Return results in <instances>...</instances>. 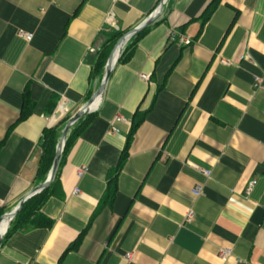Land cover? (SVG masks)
I'll return each mask as SVG.
<instances>
[{
	"label": "crops",
	"instance_id": "0c3cea01",
	"mask_svg": "<svg viewBox=\"0 0 264 264\" xmlns=\"http://www.w3.org/2000/svg\"><path fill=\"white\" fill-rule=\"evenodd\" d=\"M160 1L0 0L2 215L39 184L45 128L62 132L99 87L108 34ZM148 27L69 131L84 126L41 210L51 222L15 217L0 264H264V0H167Z\"/></svg>",
	"mask_w": 264,
	"mask_h": 264
},
{
	"label": "trees",
	"instance_id": "16d2710c",
	"mask_svg": "<svg viewBox=\"0 0 264 264\" xmlns=\"http://www.w3.org/2000/svg\"><path fill=\"white\" fill-rule=\"evenodd\" d=\"M212 6H213V4H211L209 9H207L206 13L204 14V20H207L208 17L211 15V13L213 11ZM148 30H149V27H146L141 32H139L134 38H132L130 40V42L127 44L122 56L119 59L120 61H122L124 58H128V56L131 54V50L135 47L137 41ZM123 34H124L123 31H116V32H112V33L108 34L107 43L100 50V52H98V55L96 57V61L94 63V69L100 75H103V71H104V67H105V64L107 62V59H108L114 45L117 43L118 39ZM54 105H55V103L52 106H54ZM139 122L140 121L137 120L135 125H138ZM83 129H84V126L82 125V123H80V125H78V127L76 126L75 130H72V132L67 136L64 152L70 147L72 142H74V140L77 138V135ZM61 134H62L61 129H57L55 127L45 128V130L43 131V135L41 138V146L43 149V153H42L41 162H40V165L38 168V174H37V178L39 180V183L44 182L46 180L47 175H48V173L52 167L53 160H54L55 154H56V146H57V143L59 141ZM132 134L133 133H131V135L129 136L130 138H131ZM61 162L62 161H60V165H61ZM58 171H57V174L55 176L54 181L51 183V185L48 188H46L42 192L34 195L33 197H31L30 199H28L24 203L21 211L16 216L15 225H22V227H24L23 225H25L26 223H30V224H33L32 226H37V225H42V224H49L51 222L48 218L43 216L41 210L43 209L45 202L55 192L54 188L56 187V184H58V176H57ZM114 178L115 179H112L110 181V185L115 184L116 177H114ZM113 188H116V186L114 185ZM114 191H115V189H114ZM109 194H110V192H109ZM1 216H2V212L0 211V217ZM14 228H16L14 225L12 227H10L7 234L12 232L14 230ZM78 242H79V239L75 243L71 244L68 247L67 251L70 249L76 248L78 245Z\"/></svg>",
	"mask_w": 264,
	"mask_h": 264
},
{
	"label": "water",
	"instance_id": "95a60500",
	"mask_svg": "<svg viewBox=\"0 0 264 264\" xmlns=\"http://www.w3.org/2000/svg\"><path fill=\"white\" fill-rule=\"evenodd\" d=\"M167 0H161L158 7L144 20L142 21L140 24H138L137 26H135L134 28H132L131 30L125 32L117 41V43L114 45L107 63L105 65L104 68V75L103 78L101 80V83L99 85V87L95 90V92L92 94L91 98L84 104V106H82L75 114H73L69 120L66 122L63 130H62V134L59 138V141L57 143L56 146V154H55V158L53 160V164L52 167L48 173V176L46 178V180L44 182L39 183L38 185H36L30 192H28L18 203V205L12 209L10 212H6L4 213L1 217H0V247L2 245L3 242V238L6 235L8 229L11 226V222L12 220L17 216V214L21 211L24 203L30 199L31 197H33L34 195L42 192L43 190H45L46 188H48L51 183L54 181L55 176L57 174L59 165H60V161L63 155V151H64V147L66 145V139L67 136L69 134V131L71 129V127L80 119L82 118L84 115L92 112L94 105L97 103L98 99L100 97H102V95L105 92V89L107 87L109 78L113 72V69L115 68L116 64L119 61V58L121 56V53L123 51V48L125 47V45L127 44V42L137 33H139L140 31H142L144 28L150 26L152 23H154L158 17L161 15L165 3ZM7 219V229L3 232L1 230V224L4 220Z\"/></svg>",
	"mask_w": 264,
	"mask_h": 264
},
{
	"label": "built area",
	"instance_id": "2783aa9c",
	"mask_svg": "<svg viewBox=\"0 0 264 264\" xmlns=\"http://www.w3.org/2000/svg\"><path fill=\"white\" fill-rule=\"evenodd\" d=\"M21 34L27 39V40H31L32 39V37H33V34L32 33H29V32H21ZM169 40L171 41V42H175V43H178V44H180V45H183V44H190L191 43V38H189L188 36H185L184 34H182L181 32H178L177 30H175V29H172L171 31H170V33H169ZM146 75L145 74H143V77H145ZM262 78L261 77H259V76H256L255 77V86H262ZM117 120H123V118L122 117H117L116 118ZM113 131L114 132H119V128H114L113 129ZM87 170V168L86 167H84V168H81L80 170H79V175H82L85 171ZM204 173L206 174V175H208L209 176V174H210V170H208V169H205L204 170ZM257 183V180H253L250 184H249V187H248V190H247V192L249 193L251 190H252V188H253V186L255 185ZM79 190L78 189H76L75 190V193H77ZM193 192H194V194L195 195H201L202 194V192H203V185H197L194 189H193ZM193 217V211L192 210H189V212H188V214H187V219L188 220H191V218ZM221 254H222V256H224V257H227V256H230L231 254H232V250L230 249V248H222V250H221ZM239 261H241L240 259H239Z\"/></svg>",
	"mask_w": 264,
	"mask_h": 264
},
{
	"label": "bare ground",
	"instance_id": "6f19581e",
	"mask_svg": "<svg viewBox=\"0 0 264 264\" xmlns=\"http://www.w3.org/2000/svg\"><path fill=\"white\" fill-rule=\"evenodd\" d=\"M7 225H8V223H7V219H6V220H4V221L2 222V224H1V230H2L3 232L7 229Z\"/></svg>",
	"mask_w": 264,
	"mask_h": 264
}]
</instances>
